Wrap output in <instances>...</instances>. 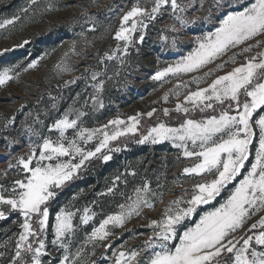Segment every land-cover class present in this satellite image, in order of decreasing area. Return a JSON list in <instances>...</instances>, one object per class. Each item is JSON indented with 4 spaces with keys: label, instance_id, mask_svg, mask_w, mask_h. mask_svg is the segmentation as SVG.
<instances>
[{
    "label": "snow or ice",
    "instance_id": "obj_1",
    "mask_svg": "<svg viewBox=\"0 0 264 264\" xmlns=\"http://www.w3.org/2000/svg\"><path fill=\"white\" fill-rule=\"evenodd\" d=\"M80 7L79 17L74 18L73 23H80L81 19L85 24L91 22L88 31L95 32L99 21L88 8L105 7L112 12L114 6L89 0L87 7ZM59 10L54 0H48L43 7L39 0H27V6L18 11L24 14V18L35 22V17ZM190 10L206 14L190 17ZM165 15L172 20L165 28L173 33H179L189 25H197L201 20L212 24L214 30L195 36L192 50L157 70L151 76L152 80L164 82L168 77L198 72L230 51L231 63L236 64L238 56L243 58L238 66L217 75L206 87L199 85L211 75V71L190 81H181L162 97L165 102L170 95L179 97V88H187L194 83L196 90L188 91L183 100L176 103L174 111L188 114L190 108L186 105H191V110L198 108L204 112L206 109L215 110L214 105L224 106L227 102L228 107H222L219 115H210L199 121L185 119L178 128L158 122L136 141L139 144L171 141L174 147L182 149L185 158L193 160L191 166L183 168L182 174L201 179L192 184L190 191L182 189L179 196L167 202L163 200V185L157 183L153 189L151 182L144 179L133 188L131 195L121 193L125 199L117 205L118 211L107 214L98 225L92 223L83 244L73 251L77 229L81 225H89L96 213L89 207H84L82 212L79 209L73 211V202L77 198V194H73L68 203L57 211L55 222L50 225L51 205L77 178L81 168L94 158L104 162L111 160V153L120 151L119 147H111V142L135 136L142 115L152 117L157 109L136 113L127 120L117 116L100 127L89 128L83 120L88 113L70 106L48 126L49 132L56 134L54 139L27 126L30 137L27 151L12 157L0 172V221L9 219L13 213L22 218V222L12 220L13 224L19 223L20 231L13 233L15 243L7 264H44L43 258L51 256L47 247L49 227L52 249L61 252L58 264H88L84 255L87 245L112 250V264H264V0H211L207 8L204 0H199V7H196V0H127L119 9V26L113 30L109 24L104 29L117 46L106 51L98 62L115 58L124 64L130 49L142 44L149 27ZM21 19L19 14L0 19V29L7 30L9 25L14 27ZM77 35L84 37L85 33L81 31ZM161 39L167 38L162 35ZM28 43L25 39L15 47L23 48ZM77 43L73 40L69 50L75 52ZM176 44L174 37L172 47ZM236 49L238 51H232ZM254 49L260 50L250 55ZM9 51V48L3 49V52ZM226 63H217L215 67L223 69ZM38 64L39 60H32L26 66L19 63L3 67L0 69V87L17 79L21 70L27 72L37 68ZM56 68L59 71L72 70L63 61ZM88 71L86 68L85 72ZM100 75L92 72L91 80L96 82L91 85L94 91L84 99V105L91 101L93 110L104 107L101 99L104 81L98 80ZM75 82V79L65 81V85ZM52 108H56L55 103ZM161 111L166 117L170 115L168 108ZM13 123L14 117L9 118L3 127L7 129ZM38 123L43 125V121ZM31 137H37L40 142L31 140ZM16 143L19 141L13 139L8 146ZM252 146L255 153L248 166L246 161L252 156ZM9 170H15L17 178L6 184L4 181ZM127 175L135 177L137 172L132 170L115 176L104 194L115 195L117 183ZM240 176L243 178L231 188L218 207L200 215L194 226H186L199 206L210 204ZM123 182L126 184L127 179ZM157 202L162 203L163 208L156 218L148 219L147 211H154ZM78 214L79 224L74 221ZM141 216L147 220L144 227L150 229L142 245L128 247L125 241L119 249L113 250L111 239L118 235L114 230L131 231L126 225ZM13 237L5 241V247ZM4 255L0 252V256ZM49 264L57 262L50 260Z\"/></svg>",
    "mask_w": 264,
    "mask_h": 264
},
{
    "label": "rangeland",
    "instance_id": "obj_2",
    "mask_svg": "<svg viewBox=\"0 0 264 264\" xmlns=\"http://www.w3.org/2000/svg\"><path fill=\"white\" fill-rule=\"evenodd\" d=\"M54 2L60 9L59 11L37 16L33 22L24 18V14L18 11L27 6V0H0V19L10 18L13 14H19L22 17L14 27L9 25L7 30L0 29V69L19 63L26 66L32 60H39L37 68L27 72L21 70L17 79L0 87V172L7 167V163L12 157L27 151L30 139L27 126L36 128L43 135H49L54 139L56 134L50 133L48 126L53 123L54 119L69 110L70 106L80 108L88 113L83 120L84 125L89 128L100 127L117 116L127 120V117L134 116L136 113L143 114L153 108L157 109L152 117L142 115L135 136L121 137L118 141L111 142V147L120 148V151L111 153V160L104 162L102 159L94 158L81 168L77 178L69 183L51 205L50 225L55 222L57 211L68 203L73 194H77V198L73 202V211L79 209L82 212L84 207H89L96 213L89 225H81L77 229L72 248L75 251L76 247L83 244L86 233L91 231L92 223L98 225L107 214L118 211L117 205L123 203L125 199L121 193L131 195L133 188L141 184L144 179L151 182L153 189H156L157 183L163 185V200L165 202L179 196L182 189L190 191L192 184L201 179V177H187L182 174L183 168L191 166L193 160L185 158L182 155V149L174 147L171 141H162L157 144L150 142L139 144L136 141L142 135H146L147 131L158 122L178 128L185 119L199 121L207 119L210 115H219L222 107H228L227 102L224 106L214 105L215 110L206 109L204 112L198 108L191 110V105H186L190 108L188 114L174 111L176 103L181 102L188 91L196 90L197 85L194 83H190L187 88H179V97L170 95L167 102L162 97L169 89H175V86L181 81L187 82L193 77H201L204 72L211 71V75L202 80L199 85L206 87L217 75H223L238 66L243 58L238 56L236 64L231 63L229 61L230 51L198 72L182 74L179 77H168L164 82L154 81L151 76L157 70L175 62L181 56L187 55L194 47L192 42L194 37L214 30L213 25L201 20L197 25H189L179 33H173L165 28L166 25L172 23V20L165 15L149 27L142 44L130 49L124 64L115 58L99 63V57L117 46V42L104 29L109 24L113 30L119 26V9L127 3V0H97L100 5L114 6L112 12H109L105 7L88 8L89 13L94 14L99 21L95 32L88 31L91 22L85 24L81 19L80 23H73L74 18L79 17L80 6L87 7L89 0H54ZM47 3L48 0H39L41 7ZM210 3L211 0H204L205 8ZM196 7H199V0H196ZM205 14L195 10H190L188 13L190 17ZM28 16L31 17L32 13L29 12ZM81 31L85 33L84 37L77 35ZM162 35L167 39H161ZM174 37L177 39V44L172 47ZM25 39L29 41L27 45L23 48L15 47V44L21 43ZM73 40L78 41L75 52L69 50ZM5 48H9L11 51L3 52ZM259 50L254 49L250 55H254ZM232 51H238V49ZM62 61L66 62L72 70L59 71L56 65ZM225 62L227 63L223 69H216L217 63ZM86 68L89 69L87 73L85 72ZM92 72L101 73L98 80L104 81V89L101 93L104 107H97L95 110L92 109L90 100L87 105H84V99L94 91L91 85L96 83L91 80ZM73 79L76 80L75 83L65 85V81ZM77 93H80L79 97H77ZM53 103L56 104L55 109L52 108ZM21 105L24 107L21 108ZM163 108L170 110L169 116L163 115L161 111ZM28 113L31 115H27ZM13 117L14 123L5 129L3 127L5 121ZM38 121H43V125ZM13 139L18 140L19 143L9 147V141ZM255 139L256 137H254ZM31 140L40 142L37 137H31ZM254 153L255 147L252 146V156L249 161H246V165L250 166ZM132 170H135L137 175L135 177L122 176V180L117 183L116 189H114L115 195L104 194L107 192V188L112 185L115 176ZM242 171H246V169ZM15 178H17L15 170H9L4 182L10 184ZM125 178L127 179L126 184L123 182ZM242 178L240 176L234 180L210 204L199 206L197 213L191 217L186 226H194L200 215L218 207L227 198L231 188ZM90 179L92 181L87 183ZM94 201L95 203H93ZM163 206L162 203L157 202L154 211H147L148 219L156 218ZM12 220L22 222V218L17 213L11 214V217L5 221H0V252L5 253L4 256H0V264H7L15 243L13 233L20 231L19 223L13 224ZM74 221L79 224V214L74 218ZM146 223L147 220L144 216L135 217L126 225V228L131 231L115 229L114 231L118 235L111 239L112 249H119V246L125 241L128 242V247L142 245L143 240L150 234V229L144 227ZM138 233H143V235H137ZM9 237L13 238L5 247V241H8ZM51 239L52 231L49 227L47 247L51 251V256L43 258L44 264H49L50 260L56 261L58 264L61 256L60 251L52 249ZM84 255L88 264H93V262L94 264H112V250L103 247L93 248L91 245H87Z\"/></svg>",
    "mask_w": 264,
    "mask_h": 264
},
{
    "label": "trees",
    "instance_id": "obj_3",
    "mask_svg": "<svg viewBox=\"0 0 264 264\" xmlns=\"http://www.w3.org/2000/svg\"><path fill=\"white\" fill-rule=\"evenodd\" d=\"M90 181H92V179L88 180L87 183L90 182Z\"/></svg>",
    "mask_w": 264,
    "mask_h": 264
}]
</instances>
